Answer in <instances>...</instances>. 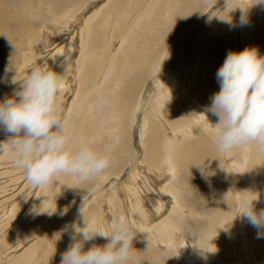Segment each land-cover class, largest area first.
<instances>
[{"label": "bare ground", "instance_id": "1", "mask_svg": "<svg viewBox=\"0 0 264 264\" xmlns=\"http://www.w3.org/2000/svg\"><path fill=\"white\" fill-rule=\"evenodd\" d=\"M256 2L235 0L233 7L248 8L247 23L238 24L236 9L231 26L211 21L206 41L200 35L209 23L192 25L151 67L147 49L156 34L176 20L187 28L200 10L189 1L0 0V90L6 86L11 95L15 72L21 80L34 65L66 69L58 103L72 123L70 148L88 141L98 150L108 146L111 157L94 190L87 189L71 209L73 197L93 178L60 176L41 186L33 204L43 201L42 211L52 215L15 205L7 209L14 216L6 221L1 209L6 186L0 182V264H59L70 243L61 229L80 222L83 197L92 228L106 232L114 215L132 224L136 264H264V238L236 217L237 203L246 199L258 197L255 207L264 208V154L255 145L217 151L208 123L216 117L203 115L219 90L215 73L228 51L256 47L264 55V3ZM222 6L217 0L214 7ZM98 97L107 103L98 105ZM13 170L20 172L14 176L20 187L25 177ZM10 175L0 173L4 179ZM191 185L204 187L205 202L189 194ZM51 235L56 247H50ZM105 242L97 237L89 244ZM21 243L28 245L24 251ZM162 246L166 251L160 254Z\"/></svg>", "mask_w": 264, "mask_h": 264}, {"label": "clouds", "instance_id": "2", "mask_svg": "<svg viewBox=\"0 0 264 264\" xmlns=\"http://www.w3.org/2000/svg\"><path fill=\"white\" fill-rule=\"evenodd\" d=\"M216 3L217 0L202 13L207 17L206 23L215 19L231 26L230 13L236 9L240 10L238 24L247 23L248 8L233 7L235 0H223L221 8H215ZM258 3L264 0L254 4ZM65 72L66 69L57 72L42 64L31 67L21 80L16 79L15 72L10 83L17 87L0 100V130L7 134L6 140L0 141V156L11 157L13 165L22 170L26 182L33 188L46 186L60 176H74L87 182L110 165L108 146L98 150L90 142L80 141L70 148L72 123L68 111L58 103ZM215 79L219 90L210 96L203 115L207 117L210 113L216 117L215 123L207 120L217 151L227 153L255 145L256 151L264 154V55L256 47L228 51L216 70ZM106 103V98L98 97V105ZM201 172L205 178L209 175ZM257 199L238 202L236 217L257 229V238H264V208L255 207ZM84 204L83 197L78 209L80 222L73 221L61 229V233H69L70 243L60 254L59 264H136L137 233L132 224L114 215L106 232L94 229L85 220ZM43 207L41 201L29 213H45ZM67 211L65 207L59 214L62 216ZM97 237L106 242L89 244Z\"/></svg>", "mask_w": 264, "mask_h": 264}, {"label": "rangeland", "instance_id": "3", "mask_svg": "<svg viewBox=\"0 0 264 264\" xmlns=\"http://www.w3.org/2000/svg\"><path fill=\"white\" fill-rule=\"evenodd\" d=\"M187 1H189V3H191V8H198V9H200L199 11H198V13H197V15L195 16V18H193V20H191V25H188L187 26V28L185 27V23L184 22H182V21H180V20H176V21H173V22H171V23H169L168 25H167V27L166 28H164V29H162L159 33H157L156 34V36L155 37H157L155 40H154V42L152 43V46H150L147 50H149L148 51V56H149V58H150V65H151V67L152 66H154V64L156 63V61H157V59L158 58H160L161 56H164L165 54H166V52L169 50V48L171 49V45H173L175 42H177L178 41V39L182 36V35H184L185 33H187V32H189V31H187L192 25H193V27H197V28H199V27H201V26H203V25H199V24H202V23H204L205 21H206V19H207V17H206V15H202V13H204V12H206V11H208L209 9H210V7L213 5V0H210V3L208 4V3H205L206 2V0H187ZM212 2V3H211ZM215 6V5H214ZM257 6H258V4H257ZM203 8V9H202ZM207 8V9H206ZM261 15V14H260ZM182 22V23H181ZM206 23V22H205ZM182 24H184V25H182ZM181 25H182V27H181ZM180 26V27H179ZM199 26V27H198ZM212 26V22L211 23H209L208 24V26H207V31H205V32H202L201 33V35H200V37L202 38V41H206V39L209 37V28ZM173 27H174V29H173ZM192 27V28H193ZM191 28V29H192ZM181 29V30H180ZM190 29V30H191ZM206 29V28H205ZM169 33L171 34V35H169ZM182 33V34H181ZM199 37V38H200ZM162 40V41H161ZM159 41H160V43H159ZM157 44V45H156ZM154 48V49H153ZM190 50H191V48H190ZM165 51V52H164ZM183 51V50H182ZM181 51V52H182ZM156 52V53H155ZM177 52H179V51H177ZM177 52H175V53H177ZM159 53V54H158ZM180 53V52H179ZM162 54V55H161ZM155 55V56H154ZM157 58V59H156ZM152 60V61H151ZM2 66V63L0 62V67ZM150 67V68H151ZM148 74H149V72H148ZM142 88H143V86H141ZM141 88V89H142ZM0 92H1V95H0V97L3 99L5 96H8L7 95V89H6V86H2L1 87V90H0ZM0 139H2V140H0V141H3V139L4 140H6V138H7V134H5L4 132H2V131H0ZM132 136H133V133H132ZM1 158H2V156H0V171L1 172H6V170H9L10 171V173L12 174V175H10V176H7V177H5V179H7L8 181L6 182V180L4 179V177H0V182H1V184H2V182H4V185L6 186V192L4 191V193H2V195L4 196V197H2L1 196V199L3 200V206H2V210H5V211H7V209H9V207H14L15 205L16 206H21V207H27V208H31L33 205H35V204H33L34 203V201L35 202H37V195H38V191H39V188H36V191H34V189L35 188H33L29 183H27L26 182V180L25 181H23L22 183H20V187L18 186V183L17 182H15V180H14V176L15 177H17L19 174H20V172H19V174H16L17 173V171H14L13 170V168H15V166L13 165V163H12V161H10V160H8V159H5V160H1ZM111 162V161H110ZM3 164V165H2ZM229 165V164H228ZM230 166V165H229ZM221 170V172H222V174H223V176H224V178L227 180V172H226V170L225 169H223V168H221L220 169ZM106 170H104L103 172H105ZM0 172V173H1ZM21 174L23 175V172H22V170H21ZM24 176V175H23ZM99 176H101V174L100 175H98V176H96V177H94L93 179H92V181H91V183H89L87 186H86V190L83 192H80V194H78V195H76L75 196V198L73 197V200L71 201V206H70V209L72 208V206L75 204V203H73V202H76L77 200H78V198L79 197H81L80 195L82 194H84L85 192H87V189L90 191V189L92 188V190H94V187L97 185V183H98V180L100 179L99 178ZM3 178V179H2ZM9 181H10V184H9ZM191 186L193 187V188H191ZM191 186H189L190 187V190H189V194H192L193 195V197L200 203V204H202L203 202H205V196H204V193H205V190H204V187H202V186H199V187H195L194 185H191ZM89 187V188H88ZM38 189V190H37ZM92 192H94V191H92ZM6 193L8 194V195H6ZM91 193V192H90ZM5 194V195H4ZM9 198V199H8ZM85 198H87V195H86V197ZM0 199V203H1V200ZM11 199V200H10ZM13 200V201H12ZM27 202V203H26ZM9 205V206H8ZM50 203H49V207H50ZM20 207V208H21ZM23 207V209L24 210H26L27 208H24ZM69 209V210H70ZM24 210H22L21 212H20V215L19 216H22L23 215V213L25 212ZM16 212H18V210H16ZM2 214V211H0V215ZM12 214H13V216H14V213H10V212H8L7 211V213L4 215V218H6V221H10V218H12L11 216H12ZM16 215H17V213H15ZM25 214V213H24ZM191 221H193V222H195L196 220L195 219H191ZM199 222V220H197V222H195V223H198ZM40 228H38L37 229V231H38V233L42 230H40ZM42 233V232H41ZM40 233V234H41ZM17 234L19 235V236H21V235H23L21 232H19V231H17ZM37 234V233H36ZM35 234V235H36ZM67 236H69V233H67L66 234ZM37 236V235H36ZM35 236V237H36ZM39 236V235H38ZM37 238V237H36ZM36 238H34L32 241H35L36 240ZM192 238V237H191ZM194 238V237H193ZM32 241H31V243H32ZM136 242V240L134 241V243ZM57 239H56V237H54L53 235H51L50 236V239H49V244H50V247H56V245H57ZM24 246V247H22V246ZM27 247H28V245H26L25 243L24 244H18V248L21 250V251H24L23 250V248L24 249H27ZM160 248H162V249H157V251L161 254V252H162V254H163V251H166V250H164L165 249V247L164 246H162V247H160ZM188 248V247H187ZM18 249V250H19ZM55 253V252H54ZM1 255V254H0ZM172 256H175V253H173L172 254ZM188 256V255H187ZM1 258L3 257L4 258V256H0ZM2 258V259H3Z\"/></svg>", "mask_w": 264, "mask_h": 264}]
</instances>
